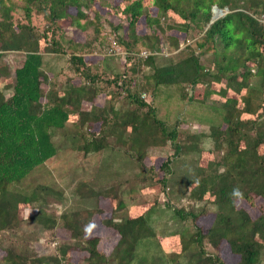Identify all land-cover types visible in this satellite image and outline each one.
<instances>
[{"label":"trees","instance_id":"trees-1","mask_svg":"<svg viewBox=\"0 0 264 264\" xmlns=\"http://www.w3.org/2000/svg\"><path fill=\"white\" fill-rule=\"evenodd\" d=\"M123 1L127 3L121 11L130 21L127 26L114 27L119 30L109 40L97 24L89 33L93 22L84 8L93 0H0V234L17 223L19 205L32 203L42 191V186L29 184L28 191L20 184L52 160L57 153L52 129L65 127L75 115V119L81 118L83 128L77 145L86 155L101 154L113 127L121 134L133 133L139 145L169 140L173 153L159 165L163 175L154 176L166 196L173 191L169 182L177 176L175 158L194 153L189 163L192 177L184 181L182 194L195 202L187 207L169 202L167 206L169 218L180 222V228L169 233L179 234L175 251L149 258L140 255L141 240L154 236L149 222L154 207L130 216L115 193L112 199L117 213L103 220L117 234L112 253L98 247L97 236H84L87 220L82 215H71L65 223L71 240L58 245L56 255L40 253L26 261L16 253H7L0 264H77L68 254L76 249L87 253L82 258L84 264H261L263 206L252 218L238 201L251 206L259 198L264 202V0ZM213 6L228 11L210 23ZM70 7L76 8L73 22L84 32L83 41L64 36L60 23L72 16ZM168 11L180 20L162 23ZM142 15L149 31L137 33L135 23ZM33 16L44 20L42 29L32 22ZM123 28L129 39L123 37ZM101 50L104 57L119 58L120 70L109 69V65L105 70L102 61L86 59L87 54ZM17 52L23 60L9 71L5 57ZM206 54H210L207 66L201 62ZM214 84L218 89L212 88ZM197 85L203 86L200 98L195 96ZM164 87H175L180 105L188 104L196 112L179 111L173 123L154 115L152 93L155 96ZM8 89L11 93L5 96ZM124 100L136 106L123 109L119 104ZM83 104L89 106L82 108ZM187 116L202 120L203 131L192 127L195 131L181 138L179 128L186 124ZM93 126L97 132L91 131ZM205 138H209L208 150L214 155L204 166L198 160L206 149L198 142ZM207 192L214 198L204 200ZM208 211L213 217L203 228L196 220ZM1 241L0 237V246ZM205 241L213 250L225 242L237 260L226 263L205 249ZM191 245L196 249L183 260Z\"/></svg>","mask_w":264,"mask_h":264},{"label":"rangeland","instance_id":"rangeland-1","mask_svg":"<svg viewBox=\"0 0 264 264\" xmlns=\"http://www.w3.org/2000/svg\"><path fill=\"white\" fill-rule=\"evenodd\" d=\"M85 1L87 2V0ZM126 3L123 0H93L88 5L89 8L87 6L84 8L86 11L88 10L87 14L92 19L91 22H93L90 25L89 33H92L91 28L97 24L99 32L105 34L107 39H109L117 34L119 30L114 29V27L118 25L127 26L130 17L128 18V15L121 11ZM221 10L223 13L228 11L226 7ZM68 12L72 16L67 17L60 23L61 27L65 29L64 36L71 38L73 41H83L85 38L84 32L76 29L73 22L75 21L76 8L70 7ZM96 12L98 15H95ZM152 13H156L155 7H152ZM14 17L18 18L17 13L14 14ZM164 17L161 19L162 23L172 19L180 20L177 14L170 11ZM32 22L39 29L44 27V20L40 16H33ZM135 29L137 33L149 31L144 15L136 21ZM122 30L123 37L129 39L126 28ZM109 33L111 34L109 35ZM161 36L164 38L165 34L161 33ZM116 50L118 53L121 52L119 48H116ZM105 51L107 52L106 48ZM95 52L94 54H87L86 59L92 63L102 61L101 66L105 70L107 65H109V69L120 70L119 58L115 56L104 57V51L102 52V50ZM209 58L210 54L203 55L201 62L207 66L209 65ZM22 60L23 56L20 52L8 53L5 57V63L9 67V71L11 67H18ZM222 84L224 85V82ZM218 87L216 84L212 86L213 89H218ZM175 89V87H164L162 91L155 93V96L152 93L154 115L165 119L168 123L174 122L179 115V111L184 112L185 110V114L188 111L191 114L195 111V108L188 104L180 105V100H178L177 96L178 92ZM202 89V85L195 87V91L198 93V95L195 93L196 98L201 97ZM170 90L169 94L168 91ZM146 91L147 95H149L151 87H148ZM10 93V89L4 92L5 96ZM212 97L215 99L221 98L218 94H212ZM44 101L45 98L42 97L41 102ZM127 104V100H124L120 101L119 105L123 106V109H126L127 106L133 109L136 106L132 103ZM87 106L89 105H81L82 108H87ZM109 115L113 116L112 113H109ZM74 116H71L65 127L52 129V139L57 147V153L52 160L32 172L31 175H28L20 184L21 187L26 188L28 191L33 186L37 188L42 186V191L38 192L37 198L32 203L19 205L17 223L0 234L2 239L0 258L7 253H16V255L18 254V259L24 258L26 261H31L34 255H39L40 253L42 255H56V247L71 240L69 229L65 227V223L70 222L71 215L76 217H78L77 215H82L87 220L82 229L84 236H97L99 239L98 247L104 253H112L117 241V234L104 224L103 220L115 213L116 201L112 199V195L115 193V195L122 198L130 216L139 215L151 206L154 207V209H151L149 216L154 236L141 240L138 246L140 255L148 256L149 258L153 254L157 257V254L161 255V253L165 254L172 250L175 251L179 241V234L171 236L169 233L179 229L180 222L169 218L167 206L168 202L176 207H187L195 202L190 200L187 195L182 194L185 187L184 181L189 176L192 177L189 163L194 153L188 151L186 154H180L175 158L174 170L177 176L174 179L175 181L171 180L169 182L173 191H169L168 196H166L165 192L159 189V183L154 176L161 177L163 175L159 165L161 161L170 157L173 153L172 144L169 140L154 146H150L146 141L144 144L139 145V141L138 139L136 141L133 133L128 134L126 133L127 131H123L121 134L118 128L113 127L106 140L107 146L102 150L101 154L89 153L86 155L78 148L80 143L77 142L78 138L81 139L80 135L83 136L81 118L75 119L76 116ZM186 121V124L181 125L179 128V136L181 138L195 131L192 127L196 128L197 131H203L201 127L202 120L197 119L196 121V119L194 120L187 116ZM189 123L192 124L189 125ZM127 129L129 131L130 127L128 126ZM91 131L97 132L98 128L93 126ZM133 138L135 142H133ZM185 143L189 142L185 140ZM198 145L206 149L204 150L205 152L200 153L201 157L198 160L200 164L205 166L210 159H213L214 155L213 152L208 150L210 147L209 138L200 140ZM219 150L221 154V148ZM151 165L153 168H149ZM40 173L42 175L39 177ZM145 175L147 177L144 178ZM29 184L31 187L28 188ZM191 188L190 186V190ZM213 198L212 192H207L203 196L204 200ZM238 206L247 209L252 218L260 214L261 206H263L264 210V202L260 198L255 201L253 206L245 200H239ZM208 212L200 215L196 220V224L206 228L213 217L212 213ZM122 214L121 212L120 216ZM75 220L73 219L72 221L74 222ZM195 249L196 247L191 245L190 250L182 259H189ZM205 249L212 251L214 255L218 254L226 263H235L237 260L225 242L221 243L218 250H213L211 245L205 241ZM68 254L72 262L76 261L75 263L77 264H84L82 258L87 253L84 250L76 249L68 251ZM261 264H264V260Z\"/></svg>","mask_w":264,"mask_h":264},{"label":"water","instance_id":"water-1","mask_svg":"<svg viewBox=\"0 0 264 264\" xmlns=\"http://www.w3.org/2000/svg\"><path fill=\"white\" fill-rule=\"evenodd\" d=\"M212 16H211V19H210V23L215 20L216 18H218L219 16L223 15L224 13L222 12L221 9L217 8L216 6H213L212 8Z\"/></svg>","mask_w":264,"mask_h":264}]
</instances>
